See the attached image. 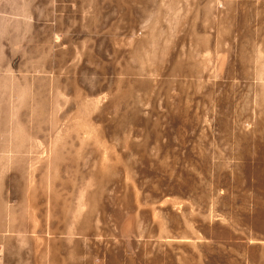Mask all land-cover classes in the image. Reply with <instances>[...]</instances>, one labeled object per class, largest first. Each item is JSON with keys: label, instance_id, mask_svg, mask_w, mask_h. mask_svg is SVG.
<instances>
[{"label": "rangeland", "instance_id": "rangeland-1", "mask_svg": "<svg viewBox=\"0 0 264 264\" xmlns=\"http://www.w3.org/2000/svg\"><path fill=\"white\" fill-rule=\"evenodd\" d=\"M0 264H264V0H0Z\"/></svg>", "mask_w": 264, "mask_h": 264}]
</instances>
